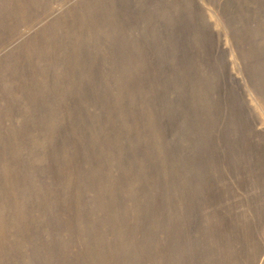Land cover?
<instances>
[{"label": "rangeland", "instance_id": "1", "mask_svg": "<svg viewBox=\"0 0 264 264\" xmlns=\"http://www.w3.org/2000/svg\"><path fill=\"white\" fill-rule=\"evenodd\" d=\"M0 264H264V0H0Z\"/></svg>", "mask_w": 264, "mask_h": 264}, {"label": "bare ground", "instance_id": "2", "mask_svg": "<svg viewBox=\"0 0 264 264\" xmlns=\"http://www.w3.org/2000/svg\"><path fill=\"white\" fill-rule=\"evenodd\" d=\"M116 166V165H115Z\"/></svg>", "mask_w": 264, "mask_h": 264}]
</instances>
